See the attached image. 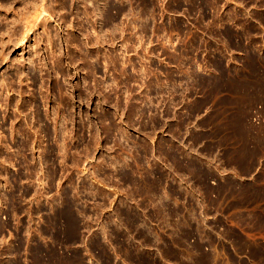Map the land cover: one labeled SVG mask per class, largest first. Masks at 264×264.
Instances as JSON below:
<instances>
[{"label": "rangeland", "instance_id": "rangeland-1", "mask_svg": "<svg viewBox=\"0 0 264 264\" xmlns=\"http://www.w3.org/2000/svg\"><path fill=\"white\" fill-rule=\"evenodd\" d=\"M262 161L264 0H0V264H245Z\"/></svg>", "mask_w": 264, "mask_h": 264}, {"label": "crops", "instance_id": "crops-1", "mask_svg": "<svg viewBox=\"0 0 264 264\" xmlns=\"http://www.w3.org/2000/svg\"><path fill=\"white\" fill-rule=\"evenodd\" d=\"M250 182H248L247 186H263L264 187V181L261 180V178H264V161H262L261 165L256 167L255 171L249 175ZM256 211H264V197L257 202H255L253 205L246 209H239L234 208L231 210L232 220L236 222V226L239 229L241 233H244L246 240L249 243H255V244H261L264 245V231L263 232H254L247 229V227L240 225L237 223V216H240L242 214H252ZM236 218V219H235ZM239 222V221H238ZM229 260L236 259L237 261H244L245 264H264V252H253L250 249H247L245 252H231V256L223 257Z\"/></svg>", "mask_w": 264, "mask_h": 264}]
</instances>
